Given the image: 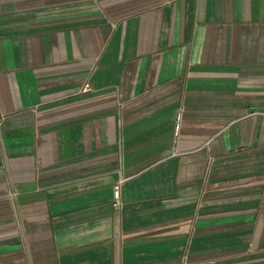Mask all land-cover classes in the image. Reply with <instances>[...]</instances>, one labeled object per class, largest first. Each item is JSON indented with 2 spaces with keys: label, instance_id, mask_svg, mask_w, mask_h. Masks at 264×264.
<instances>
[{
  "label": "crops",
  "instance_id": "obj_1",
  "mask_svg": "<svg viewBox=\"0 0 264 264\" xmlns=\"http://www.w3.org/2000/svg\"><path fill=\"white\" fill-rule=\"evenodd\" d=\"M263 108L264 0H0V264H264Z\"/></svg>",
  "mask_w": 264,
  "mask_h": 264
},
{
  "label": "built area",
  "instance_id": "obj_2",
  "mask_svg": "<svg viewBox=\"0 0 264 264\" xmlns=\"http://www.w3.org/2000/svg\"><path fill=\"white\" fill-rule=\"evenodd\" d=\"M89 86L86 84L84 90L87 91ZM182 119H183V112L182 110L179 111L176 115V122H175V139L178 140L182 129ZM123 181L117 183L114 187V207L117 209H122L123 203L121 199V185Z\"/></svg>",
  "mask_w": 264,
  "mask_h": 264
},
{
  "label": "water",
  "instance_id": "obj_3",
  "mask_svg": "<svg viewBox=\"0 0 264 264\" xmlns=\"http://www.w3.org/2000/svg\"><path fill=\"white\" fill-rule=\"evenodd\" d=\"M260 111H264V108L263 109H260Z\"/></svg>",
  "mask_w": 264,
  "mask_h": 264
}]
</instances>
